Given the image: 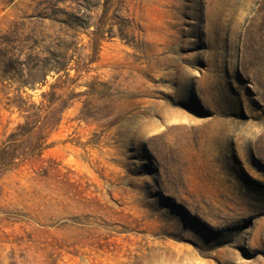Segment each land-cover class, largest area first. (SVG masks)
Returning a JSON list of instances; mask_svg holds the SVG:
<instances>
[{
  "label": "rangeland",
  "instance_id": "374dc122",
  "mask_svg": "<svg viewBox=\"0 0 264 264\" xmlns=\"http://www.w3.org/2000/svg\"><path fill=\"white\" fill-rule=\"evenodd\" d=\"M123 1L41 76L0 0V264H264V0Z\"/></svg>",
  "mask_w": 264,
  "mask_h": 264
},
{
  "label": "trees",
  "instance_id": "16d2710c",
  "mask_svg": "<svg viewBox=\"0 0 264 264\" xmlns=\"http://www.w3.org/2000/svg\"><path fill=\"white\" fill-rule=\"evenodd\" d=\"M38 6L47 4L43 9L44 13L37 16L38 20L49 22V31H53L57 27V32L51 36H45L49 42V46L43 52L39 51L34 54L35 66L34 73L41 74L46 70L45 64L51 66V71L55 74L66 72V61L72 60L74 47L72 42L65 40L69 37L64 31H87L93 28V40L104 37L112 38L115 34L122 40H126L128 36V27L126 26L123 14L124 1L123 0H35ZM116 30H115V29ZM42 32L48 31L46 28H41ZM115 30V32H114ZM64 36V38H60ZM34 47L37 42V35L33 34ZM42 42V41H41ZM66 44H69L67 47ZM29 52L33 53L34 49L29 48ZM65 50V51H62ZM67 52L72 55L68 56ZM43 56L38 60L39 56ZM24 65V64H23ZM7 71H3L6 73ZM45 80V75L43 76ZM18 110L28 112L31 107H17Z\"/></svg>",
  "mask_w": 264,
  "mask_h": 264
}]
</instances>
